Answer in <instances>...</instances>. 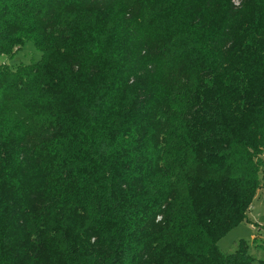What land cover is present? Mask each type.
I'll return each instance as SVG.
<instances>
[{
	"label": "trees",
	"instance_id": "obj_1",
	"mask_svg": "<svg viewBox=\"0 0 264 264\" xmlns=\"http://www.w3.org/2000/svg\"><path fill=\"white\" fill-rule=\"evenodd\" d=\"M262 190L264 0H0V264H252Z\"/></svg>",
	"mask_w": 264,
	"mask_h": 264
},
{
	"label": "rangeland",
	"instance_id": "obj_2",
	"mask_svg": "<svg viewBox=\"0 0 264 264\" xmlns=\"http://www.w3.org/2000/svg\"><path fill=\"white\" fill-rule=\"evenodd\" d=\"M41 53L31 44L26 43L16 51L12 58H1L11 69L17 65H28L39 61ZM244 243L252 264L264 263V190L258 191L247 214V220L232 229L218 241L223 253H234Z\"/></svg>",
	"mask_w": 264,
	"mask_h": 264
}]
</instances>
